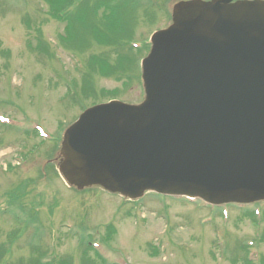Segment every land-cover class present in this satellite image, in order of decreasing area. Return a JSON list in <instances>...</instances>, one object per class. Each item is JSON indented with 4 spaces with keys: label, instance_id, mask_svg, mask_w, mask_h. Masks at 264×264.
I'll list each match as a JSON object with an SVG mask.
<instances>
[{
    "label": "rangeland",
    "instance_id": "374dc122",
    "mask_svg": "<svg viewBox=\"0 0 264 264\" xmlns=\"http://www.w3.org/2000/svg\"><path fill=\"white\" fill-rule=\"evenodd\" d=\"M93 1L75 0L67 9L74 15L84 3L89 4L90 24L98 29L96 34L91 30L83 36L76 47L78 54H71L60 46L63 26L48 15L43 0H0V114L22 124L21 131L18 127H0V210H8L10 200H6V195L14 188L20 187L19 191L26 194L22 200L25 207L18 210V204L13 205L23 223L19 225L20 233H24L19 234L2 264H16L19 258L26 260L31 246L41 248L47 258L85 264L84 244L88 241L85 236L103 240L102 234H108L105 233L108 224H112L116 232L111 234L108 248L101 244L100 254L107 264H117L115 259L119 257L127 264H264L262 203L224 208L227 220L220 217L222 208H208L198 201L188 203L184 199H164L153 194L144 195L135 206L131 202L124 206L118 196L99 189L77 194L59 179L54 167L47 165L49 159L54 161L58 154L65 123L72 121L80 109L93 101L91 97L80 98L78 104L69 106L72 98L66 92L71 85L77 90L78 86L82 87L86 63L93 57L90 55L105 53L109 64L115 65V47L112 43L104 46L99 43L102 34L107 39L114 36L107 27L114 19L96 6L110 4L113 0ZM137 1L144 6L140 7ZM176 1L132 0L126 3L122 26L125 28L127 24V27L120 35L117 33V37L123 39L121 43L134 38L143 47L155 30L169 24L170 9ZM26 23L31 31L26 30ZM32 49L51 54L39 57ZM136 53L140 54L138 50ZM136 53L130 57L127 86L115 76L93 75L92 84L99 95L103 94L101 91L111 95L117 91L118 101L139 103L142 100L140 71L134 60ZM147 53V50L142 51L137 62ZM76 94L74 91V96ZM30 124L43 126L51 138L43 141L31 134L25 137L23 130L35 134ZM15 156H20V165L13 161ZM130 207L136 209L133 212L137 217L127 212L126 208ZM255 210L259 215L254 214ZM67 224L72 228L67 229ZM17 227L10 215H1L0 242ZM76 228L81 230V236L73 234ZM249 241L254 242L250 248Z\"/></svg>",
    "mask_w": 264,
    "mask_h": 264
},
{
    "label": "water",
    "instance_id": "95a60500",
    "mask_svg": "<svg viewBox=\"0 0 264 264\" xmlns=\"http://www.w3.org/2000/svg\"><path fill=\"white\" fill-rule=\"evenodd\" d=\"M230 1L174 5L142 62L144 102L95 106L65 131L70 186L264 199V2Z\"/></svg>",
    "mask_w": 264,
    "mask_h": 264
},
{
    "label": "trees",
    "instance_id": "16d2710c",
    "mask_svg": "<svg viewBox=\"0 0 264 264\" xmlns=\"http://www.w3.org/2000/svg\"><path fill=\"white\" fill-rule=\"evenodd\" d=\"M47 4H49L50 9L53 12H58L61 8L64 10L68 6L72 5L75 0H44ZM86 13L87 11H82L78 13L77 16L71 17L66 16L65 18H59L60 20L67 19L69 22L68 26V36L65 39H61V41L65 44L64 46L67 48H72L73 50H76V47H78L79 43H81V38L85 36L86 34H89L91 30L96 34L98 32L97 28H93L90 24V16H88ZM114 22H118L119 15H114ZM122 20V19H120ZM108 31L113 34L114 36L110 39H107L106 36L103 34L101 35L102 39L99 40V43L101 45L107 44V43H114L118 45L119 47L120 41L122 40L121 36L120 38L117 37V33L115 32L114 28H116L118 31L122 30L121 23H118L115 25L114 28H112V22H108ZM120 35V34H119ZM87 48V47H86ZM118 56H116V62L115 65H110L107 57L105 54H102L101 56H93L91 60L89 61V66L87 67L88 71L83 75L82 78V87H81V95L83 97H87L90 95V97H96L98 96V93L96 92L94 86H93V75L98 74L102 77H112L115 76L116 79L119 81H123V79L128 77V72L130 70V57L132 55L131 51L128 53L124 51H117ZM125 83V82H124ZM126 84V83H125ZM103 94H100V96H103L105 94L109 96H115L117 91L114 92V94L111 95L110 92H104L101 91Z\"/></svg>",
    "mask_w": 264,
    "mask_h": 264
}]
</instances>
